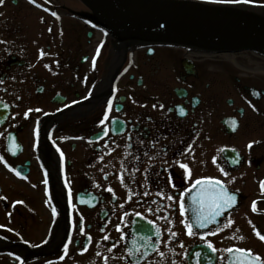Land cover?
Instances as JSON below:
<instances>
[{
    "label": "flooded vegetation",
    "instance_id": "af4514ba",
    "mask_svg": "<svg viewBox=\"0 0 264 264\" xmlns=\"http://www.w3.org/2000/svg\"><path fill=\"white\" fill-rule=\"evenodd\" d=\"M0 41V264H264V82L80 0H3ZM198 179L235 197L204 227Z\"/></svg>",
    "mask_w": 264,
    "mask_h": 264
},
{
    "label": "water",
    "instance_id": "95a60500",
    "mask_svg": "<svg viewBox=\"0 0 264 264\" xmlns=\"http://www.w3.org/2000/svg\"><path fill=\"white\" fill-rule=\"evenodd\" d=\"M99 22L134 40L199 52L264 57V11L177 0H80ZM251 10V11H250ZM252 93L256 96L257 91ZM264 94V91H263Z\"/></svg>",
    "mask_w": 264,
    "mask_h": 264
},
{
    "label": "snow or ice",
    "instance_id": "6c2138e0",
    "mask_svg": "<svg viewBox=\"0 0 264 264\" xmlns=\"http://www.w3.org/2000/svg\"><path fill=\"white\" fill-rule=\"evenodd\" d=\"M3 0H0V3H2ZM30 2L35 3V0H30ZM213 2H217V3H248L250 2V0H213ZM53 16H56L57 14L55 12L52 13ZM0 43H4V41H0ZM43 51L41 50V55H43ZM73 103H76V101H73ZM153 107H156V105H153ZM161 107H163V105H161ZM108 108L109 110L111 109V101H108ZM29 111H32L31 109H29ZM39 111V110H37ZM181 114H184L183 112H181ZM25 115H27V113H25ZM107 119V116H105L104 120ZM104 120H101L100 123L104 124ZM104 132L105 135H107V131L108 129L105 128L102 130ZM38 134V131H37ZM251 146V145H249ZM62 155V154H61ZM182 169H188V165L186 164H180L179 165ZM19 174V173H17ZM190 174V171H189ZM121 180H123V177L121 176ZM204 184V188L201 189L200 193L198 194V202H200L202 205H206L207 206V214L205 215L204 213H201L200 216L197 217V226L198 227H204L205 224L212 218L215 216L220 215L221 210L227 207H230L232 205V203H234L235 201V197L233 195H230L227 190L223 187L222 184H220L219 181H202V180H196L195 184L193 185V187H195L196 185H200V184ZM217 185H219V189H217ZM174 186V185H173ZM261 189L262 191H264V182H261ZM109 191H111V189H108ZM160 195H163V193H158ZM145 195H147V193H145ZM168 199H171V197H167ZM253 211H256V203L253 202V206H252ZM180 210L181 213H183L184 210V205L181 202L180 204ZM53 211H55V209H53ZM165 219H167L165 217ZM186 228L188 229V234L192 235V228L193 225L191 224H186L185 225ZM81 231H83V228H81ZM259 238L261 240H264V236H261L259 232L256 233ZM172 235H175V233H172ZM241 240L244 239L243 236L239 237ZM104 239H107V237H104ZM209 247H211V245H209ZM215 250V249H214ZM227 251L232 252L233 249H228ZM235 251L241 253L240 259L237 261V264H261L260 261V257L259 256H252L250 253V250H245V249H235ZM131 254V253H130ZM161 255H163V253H161Z\"/></svg>",
    "mask_w": 264,
    "mask_h": 264
},
{
    "label": "rangeland",
    "instance_id": "374dc122",
    "mask_svg": "<svg viewBox=\"0 0 264 264\" xmlns=\"http://www.w3.org/2000/svg\"><path fill=\"white\" fill-rule=\"evenodd\" d=\"M24 14L30 16L31 12L25 11ZM94 43H97V41ZM219 58L223 59V64H228L234 69V76L243 77L255 84L264 82V69H260L261 66L264 67V61H261L259 58L252 57L246 53L225 54Z\"/></svg>",
    "mask_w": 264,
    "mask_h": 264
},
{
    "label": "bare ground",
    "instance_id": "6f19581e",
    "mask_svg": "<svg viewBox=\"0 0 264 264\" xmlns=\"http://www.w3.org/2000/svg\"><path fill=\"white\" fill-rule=\"evenodd\" d=\"M235 10H240V11H242V10H244V9H235ZM251 11V10H250ZM254 13L255 12H257L256 10H252Z\"/></svg>",
    "mask_w": 264,
    "mask_h": 264
}]
</instances>
